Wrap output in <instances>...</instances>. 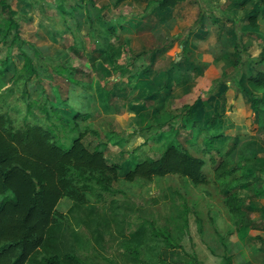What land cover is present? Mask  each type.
Segmentation results:
<instances>
[{"label": "rangeland", "instance_id": "rangeland-1", "mask_svg": "<svg viewBox=\"0 0 264 264\" xmlns=\"http://www.w3.org/2000/svg\"><path fill=\"white\" fill-rule=\"evenodd\" d=\"M6 1L0 23L17 17L20 40L0 35L1 113L25 111L19 87H2L21 69L25 53L36 69L29 95L63 116L62 125L55 121L60 147L82 132L90 150L99 146L109 164L120 166L116 197L102 204L89 197L76 214L69 198L56 206L68 217L69 245L81 261L136 264L122 245L134 241L141 258L155 264H226L227 257L231 264H264V130L242 90L247 76L264 68V9L257 1L196 0L198 19L182 31L176 24L159 27L153 16L159 0H138L133 11L118 0ZM227 3L233 7L226 15ZM251 9L255 28L245 18ZM162 13L172 14L170 8ZM136 16L143 20L137 31L119 30L129 28L119 21ZM59 67L66 71L56 73ZM216 79L224 83L213 86ZM75 114H87L78 128ZM217 134L222 140L205 155L203 138ZM167 145L203 158L206 184L194 186L179 175L124 179L139 160L158 157ZM5 197L0 194V202ZM184 202L190 210L185 226ZM150 226L179 237L181 248L152 238ZM136 229L141 233L134 238Z\"/></svg>", "mask_w": 264, "mask_h": 264}, {"label": "trees", "instance_id": "trees-1", "mask_svg": "<svg viewBox=\"0 0 264 264\" xmlns=\"http://www.w3.org/2000/svg\"><path fill=\"white\" fill-rule=\"evenodd\" d=\"M182 1L185 0H159L157 8H174ZM250 1L253 0H243L242 3L245 5ZM256 1L264 9V0ZM0 7L9 10L6 0H0ZM246 18L250 26L257 27L255 14ZM19 27L18 18L8 16L0 23V35L2 32L5 35L13 33L12 41H19ZM236 48L243 50L242 46ZM22 54L24 62L21 69L12 75L8 85L2 84L5 91L9 92H13L9 85L19 87L25 111L7 110L1 113L0 109V194L10 195L0 202V264H85L77 255L76 247L69 245L68 217L58 212L56 206L60 200L69 198L73 202L70 213L76 214L80 206L88 203L89 197L96 204L116 197L121 193L114 186L120 166L109 164L99 146L90 150L83 143L85 134L82 132L71 139L67 148L60 147V137L55 133V121L62 125L63 116L57 107L45 100H33L29 95L26 85L35 76L36 69L32 58ZM259 61L264 63V37ZM234 64L237 66L239 62ZM65 71L63 67L55 69L58 74ZM2 74L0 70V77ZM141 74L146 75L147 71L143 70ZM223 83L216 79L212 85ZM246 85L242 90L249 101L255 123L264 130V68L249 74ZM1 95L4 97L5 93ZM86 116L75 114L71 121L78 128V121ZM222 137L221 134L204 137L202 152L209 155ZM204 166L203 158L195 157L187 148L167 145L158 157L139 160L125 173L124 179L151 180L166 175H179L188 179L192 185L199 186L207 182ZM181 210L185 226L190 213L185 202ZM150 229L152 238L161 241L165 247L181 248L179 237H173L170 232L152 226ZM133 233L131 236L136 238L141 232L136 229ZM122 245L125 255L132 262L155 264L149 258H141L139 245L134 241L122 242ZM226 264H231L228 257Z\"/></svg>", "mask_w": 264, "mask_h": 264}, {"label": "crops", "instance_id": "crops-1", "mask_svg": "<svg viewBox=\"0 0 264 264\" xmlns=\"http://www.w3.org/2000/svg\"><path fill=\"white\" fill-rule=\"evenodd\" d=\"M121 2L123 4H125V6L130 7L131 11H133L135 9H132V6H135V4L138 2V0H128V1H121ZM145 5H147V4H144L141 6V11H143L145 9V7H146ZM232 7H233V4H230V5L228 3L226 4L227 10L226 11L224 10L226 15L230 11H232V9H231ZM170 9H171L172 14H170V16L168 15L169 16V17L167 16L168 18L166 17V15H163L164 13H162V11L165 12L167 9H165V10H160L159 8L155 9L156 15L153 14V16H156L159 19V21H157V23H158L159 27L161 26L160 28H162V29H164L165 27L168 28V26L170 24H176L178 26V28L180 27L179 29L182 31L185 28L190 27V22H191V19H193V17H194V22L197 21V19H198L199 8H198V5L196 4V0H185L182 2H178L174 8H170ZM137 11H138V8H136V13H137ZM254 11H255L254 9H251L250 14H252V13L255 14ZM250 14H248V15H250ZM247 16H245V18ZM140 17L136 16V18H135L136 20H134L133 19L134 17H133L132 18L133 20H130V21L122 19V21H119V22H122L124 25H128L129 28L119 29V30H125V31H128V32L133 34L135 31H137L140 28V25H142L141 23L143 20H141ZM246 20H247V18H246ZM257 24H258V21H257ZM112 26H109L110 31L112 30V29H110V27H112ZM131 27L133 29H131ZM227 29L229 30V27H227ZM117 30L118 29H116L115 31H117ZM115 31H114V34L116 35ZM162 31H164V30H162ZM166 33H168L167 30H166ZM206 35H207V33H205V36ZM227 38H228V40L231 41L233 38H235V34L234 33L227 34ZM228 43L231 44V42H228ZM233 43H234V40H233ZM194 49H196V47H194ZM249 109H250V106H249ZM251 113H252V111H251ZM252 115H253V113H252ZM253 119H254V115H253Z\"/></svg>", "mask_w": 264, "mask_h": 264}]
</instances>
